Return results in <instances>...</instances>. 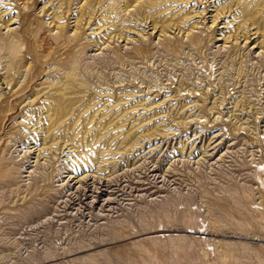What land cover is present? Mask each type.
Masks as SVG:
<instances>
[{"label": "rangeland", "instance_id": "374dc122", "mask_svg": "<svg viewBox=\"0 0 264 264\" xmlns=\"http://www.w3.org/2000/svg\"><path fill=\"white\" fill-rule=\"evenodd\" d=\"M0 264H264V0H0Z\"/></svg>", "mask_w": 264, "mask_h": 264}, {"label": "bare ground", "instance_id": "6f19581e", "mask_svg": "<svg viewBox=\"0 0 264 264\" xmlns=\"http://www.w3.org/2000/svg\"><path fill=\"white\" fill-rule=\"evenodd\" d=\"M248 36V35H247ZM9 50L10 51H15L16 50V48L13 46V45H10L9 46ZM65 85H67V83H65V84H63L62 86H65ZM61 87V86H60ZM67 89V88H66ZM60 90V89H59ZM56 108V107H55Z\"/></svg>", "mask_w": 264, "mask_h": 264}]
</instances>
